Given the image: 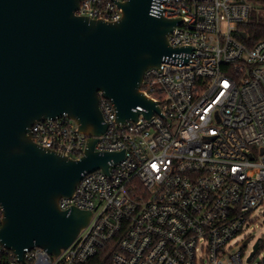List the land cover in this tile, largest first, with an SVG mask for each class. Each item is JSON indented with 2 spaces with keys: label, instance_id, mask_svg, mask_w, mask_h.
Listing matches in <instances>:
<instances>
[{
  "label": "built area",
  "instance_id": "2783aa9c",
  "mask_svg": "<svg viewBox=\"0 0 264 264\" xmlns=\"http://www.w3.org/2000/svg\"><path fill=\"white\" fill-rule=\"evenodd\" d=\"M122 1L80 0L75 13L118 20ZM253 8L252 0H152L153 14L181 19L169 45L189 48L144 72L141 91L159 113L119 124L99 94L106 130L94 149L123 157L83 174L58 200L90 210L88 224L56 256L33 247L20 262L0 245V264H264L262 239L249 259L246 245H230L253 211L264 215V39L247 47L234 36ZM29 133L72 158L89 137L65 115L37 120Z\"/></svg>",
  "mask_w": 264,
  "mask_h": 264
},
{
  "label": "water",
  "instance_id": "95a60500",
  "mask_svg": "<svg viewBox=\"0 0 264 264\" xmlns=\"http://www.w3.org/2000/svg\"><path fill=\"white\" fill-rule=\"evenodd\" d=\"M79 1L0 0V245L20 262L26 249L56 256L76 238L91 211L61 209L59 198L70 196L83 174L107 172L123 157V150L94 149L106 130L99 94L112 102L119 124L149 118L159 106L141 91L144 72L189 49L169 45L181 19L153 14L152 0L119 2L114 21L77 15ZM63 115L89 136L79 158L29 133L35 121Z\"/></svg>",
  "mask_w": 264,
  "mask_h": 264
},
{
  "label": "trees",
  "instance_id": "16d2710c",
  "mask_svg": "<svg viewBox=\"0 0 264 264\" xmlns=\"http://www.w3.org/2000/svg\"><path fill=\"white\" fill-rule=\"evenodd\" d=\"M252 3L254 8L250 12L248 19L237 25L234 35L247 47L252 46L258 40L264 39V0H252ZM242 33H244V36H242ZM95 262H100L99 258L92 261L94 264Z\"/></svg>",
  "mask_w": 264,
  "mask_h": 264
},
{
  "label": "rangeland",
  "instance_id": "374dc122",
  "mask_svg": "<svg viewBox=\"0 0 264 264\" xmlns=\"http://www.w3.org/2000/svg\"><path fill=\"white\" fill-rule=\"evenodd\" d=\"M252 219L253 221L250 223V226L245 228L230 242V245H232L234 250L246 245V255L250 253V249L258 239H262V242L264 243V215L261 213V208H257L255 211H253ZM261 252L262 250H259V252L256 253L253 262L260 258Z\"/></svg>",
  "mask_w": 264,
  "mask_h": 264
}]
</instances>
